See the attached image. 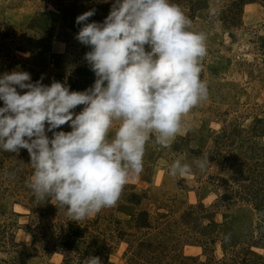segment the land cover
I'll return each instance as SVG.
<instances>
[{"label":"rangeland","instance_id":"rangeland-1","mask_svg":"<svg viewBox=\"0 0 264 264\" xmlns=\"http://www.w3.org/2000/svg\"><path fill=\"white\" fill-rule=\"evenodd\" d=\"M112 2L0 0V74L26 71L32 82L43 75L44 85L55 80L70 91L91 87L90 48L75 39L76 18L95 9L89 22H103ZM171 3L190 18L191 30L207 35L201 79L209 97L184 118L188 131L170 148L150 140L143 171L116 205L80 221L54 199L36 200L26 186L33 173L26 149H0V264H83L89 256L102 264H233L239 253L264 264V224L249 203L222 198L220 167L226 155L264 170V0ZM205 154L210 164L201 171L194 161ZM178 158L191 174H168Z\"/></svg>","mask_w":264,"mask_h":264},{"label":"clouds","instance_id":"clouds-1","mask_svg":"<svg viewBox=\"0 0 264 264\" xmlns=\"http://www.w3.org/2000/svg\"><path fill=\"white\" fill-rule=\"evenodd\" d=\"M94 14L76 18L75 36L90 48L84 60L95 76L91 87L70 91L55 80L44 85L43 75L32 82L26 71L0 74V149H26L33 169L26 186L38 202L53 198L72 221L114 207L143 171L146 144L170 148L188 131L184 118L209 97L201 79L207 35L191 30L177 4L113 0L103 22H89ZM64 125L71 131H56ZM194 163L201 171L210 164L206 154ZM192 171L178 158L168 174ZM83 264L102 261L89 256Z\"/></svg>","mask_w":264,"mask_h":264},{"label":"trees","instance_id":"trees-1","mask_svg":"<svg viewBox=\"0 0 264 264\" xmlns=\"http://www.w3.org/2000/svg\"><path fill=\"white\" fill-rule=\"evenodd\" d=\"M72 81L73 80L68 79V84ZM69 86L71 85L69 84ZM0 107H3V104H1ZM1 154L2 153H0V161H2ZM222 159L225 160H222L220 163L222 171H225L222 173L223 176L221 177L223 182L222 188L225 191L222 198L229 199V197H235L242 202L249 203L254 207V210L257 211L260 217L259 222L264 224V215H259V213H264V170L261 168L258 171L259 165L245 158L240 157L238 159L236 157L223 155ZM243 256L244 255H240V253L239 256H234V258H238L237 261H233V264L252 263L249 261L248 257L244 258ZM210 263H212V261H210Z\"/></svg>","mask_w":264,"mask_h":264}]
</instances>
